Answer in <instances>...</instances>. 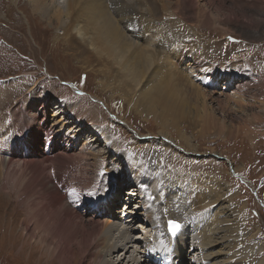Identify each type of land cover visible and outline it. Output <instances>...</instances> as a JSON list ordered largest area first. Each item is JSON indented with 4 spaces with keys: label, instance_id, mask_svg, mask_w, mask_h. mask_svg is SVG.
<instances>
[{
    "label": "bare ground",
    "instance_id": "obj_1",
    "mask_svg": "<svg viewBox=\"0 0 264 264\" xmlns=\"http://www.w3.org/2000/svg\"><path fill=\"white\" fill-rule=\"evenodd\" d=\"M4 1H24L31 6L32 13L44 18L49 15L61 30L60 36L53 41L62 42L67 51L82 62V68L91 67L84 68V71L100 78L99 88L120 98L138 117L156 120L159 127L155 137L163 149L136 134L134 144L112 150V141L96 125L94 109L79 110L75 114L63 102L57 103L52 114L48 115L47 104L43 102L40 110L42 122L40 126L36 124L33 131L28 127L23 131L2 128L0 143L7 144L8 157L5 161L0 157V168L9 173L13 164L18 171L13 180L19 196L26 195L37 206L43 207L45 226L52 222L61 231L68 230V237L56 235L58 241L53 249L57 250L59 261L70 264L71 245L84 247L91 242L98 248L104 264H122L126 255L128 258L124 264H185L187 254V264H262L254 260L258 256L257 251L254 252L258 248L256 236L248 237L244 229L245 206H224L227 196L233 197L231 193L226 195L223 192L224 183L211 173H194V169L207 170L196 165L191 167L193 172L188 175L175 169L168 173L167 164L161 160L164 148L172 153L184 152L198 157L201 154L191 145L197 138H235L241 134L249 139L248 136L262 123L264 83L260 79L264 78V73L259 79L261 86H252L248 93H242L245 87L240 88L242 81L236 82L234 73L227 76L216 72L201 73L202 86H199L195 82L200 77L194 75L198 74L197 69L193 67L189 53L184 52L187 46L182 35L187 38L189 30L197 33V27L187 25L189 30L180 32L183 28L180 25L166 27L162 21L172 16L184 22L183 3L188 7L185 9L198 12L206 21L209 20L206 16L220 20L219 16H223L220 13H228V8L222 5L215 14L208 13V0H173V4L168 0H0ZM253 3L246 7L264 12V3ZM236 8L240 14L230 13L229 17H221V21L243 26L255 23L252 16L243 13L239 6ZM1 10L5 9L0 7ZM161 21L166 30L159 26ZM153 29L159 33L158 39L152 38ZM221 34L229 36L226 30ZM10 46L15 43L6 42L0 34V50L10 49ZM227 54L228 48H225L224 55ZM4 65L5 59L0 53V72ZM225 88L227 91H222ZM223 100L227 104L233 101L236 107L228 108ZM227 108L232 114H239L238 125L231 128L226 126L224 118H220L229 112ZM216 109L220 111V117L215 114ZM48 116L51 127L45 126ZM185 130L189 131L188 136L184 134ZM170 132L181 141L173 140ZM70 138L81 142L77 155L80 161L77 159V164L75 161L76 166L81 162L79 167L68 161L73 148V144H69ZM145 142L148 145L140 146ZM176 142H181L184 149ZM97 144H102L103 149L100 150ZM88 161L92 171H82L86 170ZM73 167L78 169L76 173ZM171 172L174 173L169 175ZM100 173L102 177L99 179ZM131 184L134 188L140 187L137 193H131L125 199L123 195ZM125 200L129 204L124 205L120 219L115 220L114 208L121 207L120 203ZM172 202L175 206L179 203L175 209L169 206ZM79 208L93 213L83 229H79L83 220ZM176 211L178 215L174 217ZM100 218H106L102 224H98ZM155 220L157 222H153ZM168 220L180 225L175 237L167 235ZM137 222H142L149 230L145 231L139 225L134 228ZM151 227L154 230L148 236ZM133 229L140 230L144 238L133 236ZM160 233L162 236L159 237ZM52 237L55 239L54 235ZM191 252H196L199 258L189 257Z\"/></svg>",
    "mask_w": 264,
    "mask_h": 264
},
{
    "label": "rangeland",
    "instance_id": "obj_2",
    "mask_svg": "<svg viewBox=\"0 0 264 264\" xmlns=\"http://www.w3.org/2000/svg\"><path fill=\"white\" fill-rule=\"evenodd\" d=\"M168 1L173 4V0ZM250 2L258 4L264 3V0H208V13L215 14L222 5H224V8H228V13L225 11L220 13V15H223L219 16L220 20L206 16L209 19L206 21L203 15L198 14V12L188 11V7L184 3L181 6L184 22H180L181 20L172 16L163 18L162 21L166 27L173 24L180 25V28L183 27L180 32H183L184 29L189 30L187 25L197 27V33L189 30L190 33H187V38H185V34H181L184 36V44L187 46L184 52L189 53L191 63L197 69L198 74L195 73L194 75L200 77L195 82L199 86H202L201 73L204 72L222 73L225 76L234 73V80L236 82L242 81L240 88L245 87L242 93H248L254 86L259 84L260 76L264 73V12L259 11L258 8H247L246 6ZM237 3L236 6H239L243 13L252 16L255 23L243 26L237 22H224V24L221 21L223 20L221 17H229L228 14L230 13L233 15L240 14L236 6L233 5ZM0 7L5 9L0 11V34L6 38V42L10 43L12 41L15 43V46H10V49L0 50L5 59V65L2 67L3 71L0 72V139L1 133H3L2 128L23 131L25 127H28L33 131L36 126H40L39 124L42 122V112L40 110L43 106L41 103L47 104L45 108L48 110V115H50L53 111L52 108L57 103L62 104L64 102L63 105L70 107L75 114L79 110L84 112L85 110L94 109L97 116L96 125L106 133L108 140L112 141V150L119 148V146L134 144L133 140L136 138V134L137 136L138 134L141 135L144 140L154 146L163 149L159 145V140L155 137L159 131L156 120L138 117L139 115L134 110H129L128 105L120 98L99 88L100 78L96 77L95 74L84 71V68L91 69V67L82 68V62L72 56L62 42L53 41L61 33L55 20L49 18V15L44 18L41 15L32 13L31 6L24 1L16 3L4 1L0 2ZM260 13L263 14L262 17L259 16ZM134 16L140 20L137 15ZM162 21L159 26L166 30L165 26L161 25ZM223 30H226L229 36H222ZM152 38H159V33L154 32V29L152 30ZM17 42L19 43L16 44ZM226 42L230 43L227 44ZM225 48H228L227 55H224ZM204 52L205 54H203ZM93 69L96 68L93 67ZM263 79L261 78L260 81L264 83ZM222 91L226 92L227 90L225 88ZM248 96L250 95L248 94ZM250 102L254 103L253 100ZM222 103L230 109L236 107L233 101L227 104L223 100ZM213 107L216 106L213 105ZM215 114L217 117L221 115L217 109ZM261 115L263 116L262 123L260 122L255 129L256 131L248 136L249 139L241 134L235 138L220 136L212 139V137H208L210 141L197 138L193 140L191 145L193 144L192 146H195L197 152L201 154L198 157L186 155L184 152L180 154L172 153V150L164 148L165 153L162 152L164 156L161 157V160L167 164L168 173L175 169L188 175L193 172L191 167L196 165L205 167L207 170L204 168L202 170L194 169V173L201 171L211 173L216 179L224 183L223 192L226 195H230V193L233 195V197L231 195L230 197L227 196L224 206L227 207L232 204L245 206L243 211L244 229L248 237L256 236L255 244L258 245V250L256 248L254 250L255 253L257 251L258 256L254 260L257 263L262 262L264 264V259H260L264 257V113H261ZM238 116L239 114H232L229 110L228 113H225V116L222 115L220 118H224L226 126L231 128L232 125H238ZM45 126H52L51 119L45 123ZM127 126L128 129H126ZM7 132L9 133L10 130H7ZM170 134L173 140L181 141L178 140L179 138L175 133L170 132ZM184 134L188 136L190 133L185 130ZM2 139L5 143L4 137ZM69 140V144H73V148L71 149V145H69L71 149L69 155L72 157L69 156L68 161L76 166L79 160L77 155L79 156L81 142H74L71 138ZM4 145L3 142L0 143V148L3 147L0 157L2 156L3 160H7V144ZM97 145L100 150L103 149L102 144ZM145 145H148V143L145 142L140 146ZM177 146L184 149L181 142L177 143ZM74 158L76 159L74 160ZM88 163L90 162L86 163V170L82 171H92ZM78 165L76 167H79ZM12 166L11 163L12 171L9 173H5L4 169L0 168V186L3 188L0 187V264H62L57 256V250L55 251L53 248L56 241H58L56 235L61 238L68 237V230L63 229L61 231L60 227H56L52 222H49L46 226L44 225L43 212L45 213V211L41 210L43 207L41 205L37 206L33 203V199L26 195L19 196L13 180L17 177L15 173L18 171ZM76 167H73L75 173L78 170ZM172 173L174 172L169 175ZM101 177L102 173H100L99 179ZM5 186H7L6 189H4ZM139 187L137 185L134 188L131 184V187H128L130 188L129 191L125 193L128 196L123 195V198H129V195L136 193ZM153 187H156V182ZM66 201L68 202V198ZM124 205L121 202V207L114 208L115 220L120 219L119 217L124 211ZM177 205L175 206V202L169 204L171 209H175ZM75 208H77V204ZM78 213L81 214L83 219L79 229H83L92 218L93 213L92 211L87 212L85 208H79ZM177 213L178 211L173 216L177 217ZM187 213L190 214V211L187 210ZM93 216L94 218L97 217V215ZM100 219L98 224H102L106 218ZM136 225L144 228L145 231L149 230L142 222L141 224L140 222L135 223L133 227H138ZM151 228L148 236L154 230L153 227ZM25 229L28 231L26 232ZM53 235L55 239L52 237ZM132 235L143 237L140 230L133 229ZM193 235L195 234L193 233ZM160 236H162L161 233ZM42 240H44V243ZM49 243L50 245H47ZM52 249L54 251H51ZM71 249L73 250L72 255L69 257L70 264H104L100 259L98 248H95L91 242L84 247L73 244ZM189 249L191 248L189 247ZM63 251L65 252V249ZM50 252L53 253V256L50 255ZM187 256L188 254L186 255L185 264H187ZM189 257L196 259L199 258V255L195 252ZM127 258L128 255H126V259L122 264ZM174 261L176 262L177 259H174Z\"/></svg>",
    "mask_w": 264,
    "mask_h": 264
},
{
    "label": "snow or ice",
    "instance_id": "obj_3",
    "mask_svg": "<svg viewBox=\"0 0 264 264\" xmlns=\"http://www.w3.org/2000/svg\"><path fill=\"white\" fill-rule=\"evenodd\" d=\"M74 191V190H73ZM180 225L179 224H176L174 222H170L169 223V232L175 236L176 235V232L178 231ZM163 243V242H162Z\"/></svg>",
    "mask_w": 264,
    "mask_h": 264
},
{
    "label": "water",
    "instance_id": "obj_4",
    "mask_svg": "<svg viewBox=\"0 0 264 264\" xmlns=\"http://www.w3.org/2000/svg\"><path fill=\"white\" fill-rule=\"evenodd\" d=\"M170 222H174V221H171V220L168 221V223H167V232H168V234H169L170 237H174V236L169 232V223H170ZM174 223H175V222H174ZM176 224H177V223H176ZM179 230H180V227H179L178 231L176 232V235L178 234ZM176 235H175V236H176Z\"/></svg>",
    "mask_w": 264,
    "mask_h": 264
}]
</instances>
